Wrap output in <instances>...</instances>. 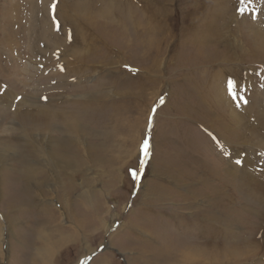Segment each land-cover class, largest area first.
Here are the masks:
<instances>
[{"label":"rangeland","instance_id":"rangeland-1","mask_svg":"<svg viewBox=\"0 0 264 264\" xmlns=\"http://www.w3.org/2000/svg\"><path fill=\"white\" fill-rule=\"evenodd\" d=\"M53 1L42 11L47 0H0V264H144L133 241L150 240L142 211L175 223V251L201 243L207 224L221 230L211 245L262 240L264 20L262 37L246 27L264 0ZM34 131L50 135V152L83 150L82 177L97 180L90 210L68 190L60 206L65 162L30 158L23 140ZM155 248L144 250L153 264L166 259ZM224 262L264 264V247Z\"/></svg>","mask_w":264,"mask_h":264},{"label":"bare ground","instance_id":"bare-ground-1","mask_svg":"<svg viewBox=\"0 0 264 264\" xmlns=\"http://www.w3.org/2000/svg\"><path fill=\"white\" fill-rule=\"evenodd\" d=\"M26 1V0H25ZM56 0H54L50 6L53 5V3H55ZM62 1V0H61ZM49 0H47V2L45 3V5L43 6V10H47V9H44V7L48 4ZM97 2V1H96ZM95 2V3H96ZM86 3V2H85ZM94 3V4H95ZM246 4V3H245ZM97 5V4H96ZM29 6V5H28ZM32 6V5H31ZM49 6V5H48ZM76 6V4L73 5V8ZM80 6H81V9L82 10H87L88 8V5H86V7H84V1H82L80 3ZM35 7L38 8L37 5H35ZM242 7V6H241ZM79 8V7H77ZM113 8V7H112ZM118 8V7H117ZM157 8V7H156ZM35 9V8H34ZM49 9V8H48ZM95 10V8H92ZM139 9V8H138ZM262 9V12H255V17L250 15L249 16V21L247 23V19L246 18V23H247V32H248V36L251 37L252 35V32H253V29H256L258 27V36H261L262 37V31H260V25H261V22L264 20V6L261 7ZM101 10V9H99ZM113 10V9H112ZM100 13V12H99ZM154 13V12H153ZM119 15H122L123 12H118ZM156 14V12H155ZM210 14V13H208ZM154 15V14H153ZM94 16V15H93ZM151 16V15H150ZM117 17V16H116ZM139 17V16H138ZM103 18V17H102ZM101 19V18H100ZM137 19V18H136ZM135 19V21H137ZM152 19V18H151ZM155 20V18H153ZM49 20V19H48ZM150 20V19H149ZM71 21V20H70ZM95 21V20H94ZM122 21V20H121ZM74 22V21H73ZM97 22V21H96ZM153 22V21H152ZM95 23V22H94ZM106 23V22H105ZM132 23V22H131ZM136 23V22H135ZM134 23V24H135ZM138 23V22H137ZM136 23V24H137ZM140 23V22H139ZM147 23V21H146ZM54 24V23H53ZM52 24V25H53ZM108 24V23H107ZM45 25V24H44ZM50 25V24H49ZM68 25V24H67ZM78 24H73L72 22L70 23V27L71 30H75L76 27H77ZM145 25V24H144ZM54 26V25H53ZM49 28V27H48ZM99 30V29H98ZM29 32V31H28ZM247 32L244 30V33L241 35L243 37V39L245 40V42L248 41V38H247ZM256 32V31H255ZM14 34V33H13ZM16 35V34H15ZM43 35H46V28L42 26L41 30H40V34L39 36H43ZM257 35V34H256ZM17 36V35H16ZM30 37V36H29ZM39 37V38H40ZM16 38V37H15ZM33 38V36H32ZM82 40H85L86 39V35L83 33L82 36L80 37ZM93 38V36H92ZM28 39V38H27ZM247 39V40H246ZM15 40V39H14ZM40 40H45L44 37H41ZM264 40V39H263ZM262 40V41H263ZM41 42V41H39ZM44 42L42 41V44ZM247 44V43H246ZM257 46H260V44L256 43ZM30 47V45H29ZM21 48V47H20ZM20 48L18 49L20 51ZM37 48V47H36ZM261 49V48H260ZM27 51V53L29 52V48H24V51ZM38 50H41V45L40 43L38 44ZM90 51V50H89ZM259 51V50H258ZM26 54V52H25ZM31 54H34V52ZM262 54V53H261ZM260 55V54H259ZM30 58V57H29ZM113 59V58H112ZM83 62V61H82ZM26 65V64H24ZM42 67V66H40ZM23 68V71L25 69V67H22ZM22 70V69H21ZM22 72V71H21ZM27 69L24 71V73L22 74H27ZM31 73V72H30ZM5 92V91H4ZM7 92V91H6ZM104 91H101V93H103ZM8 93V92H7ZM90 98V97H89ZM90 102L92 101L91 99L89 100ZM31 110V108H30ZM43 113V112H42ZM47 113V112H46ZM23 114L25 115V118L28 120V114H32L30 112H22V121H24V124L27 123L28 121H26L24 118H23ZM44 119L46 120L47 118L44 116ZM3 120V119H2ZM147 122V118L144 122V125L145 126V123ZM22 124V123H21ZM253 131V130H252ZM50 135L45 131L44 133H40L39 131H34V132H31L28 134V138L23 140L24 143V146H25V152L30 155L32 157H34L35 159H42V161L45 163L44 164V167L47 166L46 163L48 162H55V159H54V154L55 156H58L62 162H65V163H60V169L61 171L63 172V179L62 178H57L56 182H55V188H59L61 190V196L62 198L61 199H57L58 203L60 204V206H64L65 205V201L66 203L68 202V199L65 197V200L63 198V196H65L63 194V191L64 190H68L70 193H74V195H77V199L74 200V202H76V205L73 204V207L75 208L76 206H78L79 208L82 207L86 210H90L92 208V206L95 204L94 201L96 200L97 198V193L95 191V189L91 188L92 185H97V180L95 181H92V178L90 177H82V169L79 168V162H80V156L82 155L81 153L83 152V150L80 152L79 150V146L75 149V150H69V148H67L68 146H65V144H63V146H61V143L58 144V149L57 151L55 152H50V149H49V143H53L52 139H50ZM139 143H140V139H139ZM139 144H137V147H138ZM80 149H83V147L80 146ZM21 151V149H20ZM28 151V152H27ZM71 151V152H69ZM30 152V154H29ZM32 153H35L34 155L31 154ZM69 152V153H68ZM67 156L69 157V159L67 160ZM72 156L73 160L70 161V157ZM88 158L92 161V162H96V157L95 155L93 154H87ZM69 161V162H67ZM98 162V161H97ZM78 164V166L76 165ZM54 167L57 166V164H53ZM48 168V167H47ZM57 168V167H56ZM157 175V172L155 173ZM70 175H72V177H70ZM77 177L79 176V178L77 180H74V177ZM82 177V178H81ZM223 177V176H222ZM225 177V176H224ZM226 178V177H225ZM85 179V180H84ZM227 179V178H226ZM259 180H261L260 178H258ZM256 180V179H255ZM154 182V181H153ZM1 183V181H0ZM27 184H25V186H28V182H26ZM159 183V182H158ZM156 184V182L154 184H156L155 186V191L156 193L159 191L160 188H158V185L160 186V184ZM259 183V182H258ZM259 184H261V186L259 187V190H261L263 193H264V182H260ZM24 186V185H23ZM196 187V186H195ZM14 188V187H12ZM79 191V193L77 194L76 192ZM25 191L24 192H27L28 194V190H31L30 187L24 189ZM34 190V189H33ZM32 190V191H33ZM195 190V189H194ZM32 191H29V192H32ZM107 194V193H105ZM160 194V193H159ZM146 195V194H144ZM164 195V194H163ZM253 195V194H252ZM14 196V195H13ZM12 196V197H13ZM34 196V195H33ZM32 196V197H33ZM161 196V194H160ZM159 196V197H160ZM256 196V195H255ZM31 197V199H32ZM148 197V196H147ZM252 197V196H251ZM35 198V197H33ZM213 200V199H212ZM15 201V200H14ZM22 201V200H21ZM13 203V202H12ZM145 203V202H144ZM28 204V203H27ZM54 204V203H53ZM147 204H149L147 202ZM33 205V204H32ZM220 205V204H218ZM14 206V205H13ZM26 207V206H25ZM66 207L69 209L68 205L66 204ZM153 207V206H152ZM78 208V209H79ZM17 209V208H16ZM64 209V208H63ZM108 211H110L109 209H107ZM147 210H149L147 208ZM64 213L65 210H64ZM74 216L78 217L79 215V212L76 213L74 212ZM109 213V212H108ZM116 213V212H115ZM144 214V212H140L139 214V217L138 219H140L138 222H140V224L144 227H146L144 230L145 232V235L146 237L150 238V240H153L151 243H155L153 245L151 244H148L149 241H145V242H141L138 238H135L133 240V237H131L133 241H136L137 243V246H136V256H140V259L141 260H144V264H153L152 260L150 259V256L149 255H145L144 254V250L146 248H149V249H157L155 248L156 245L159 246V251L162 250V253H163V256L166 257V259H164V261H156L154 262V264H205V263H208V264H221V263H225L224 261H227V262H235V261H239V260H242V259H245L247 257H249L251 254L255 253L257 250L259 251L260 248H263L264 247V237L262 238V240H257V241H250L249 240V237L247 238V241H249L250 243H247V244H244V245H241L238 244L239 242L237 240H234L233 242L231 241L230 243H227L228 241L224 240L222 242V245L221 246H218L216 244H212L210 242L212 241H216L215 240V236L217 233H220L221 230H215L213 229L209 224H207V226L205 227V233L207 236H204V239H202L201 243L199 241L196 242V240H192V243L193 245H189V247L191 249H186L184 251L182 250H178V251H175V247H176V244L174 243V239L172 240H168L169 235H168V229L171 228L170 226L172 224H175L173 221H156L155 220H146V218H142V215ZM202 214V213H201ZM5 215V214H4ZM112 215V214H111ZM115 215V214H114ZM117 216V215H116ZM4 220L6 219V223L5 224H8L10 223V220H9V216L7 217V214L6 216H4ZM113 217V216H112ZM21 218V217H20ZM115 218V217H114ZM145 219V220H144ZM75 220V223L76 225H78L77 229L75 230L74 232V237L79 235L83 230L84 228L82 226H80L79 224V220L77 219H74ZM115 219H113L111 221V223L109 222H101L103 227L104 228H108V226H110L113 221ZM145 221V222H144ZM26 222V221H25ZM142 222V223H141ZM109 223V225H108ZM145 223V224H144ZM216 223V222H215ZM262 224V223H261ZM123 225L125 226L126 228V224H121L119 226V228L114 232H118L119 230H121L123 228ZM185 225V224H184ZM169 226V227H168ZM47 227L48 229V226H45ZM214 227V226H213ZM130 228H133L135 229L136 227H134L133 225L130 226ZM202 228V227H201ZM216 228V226H215ZM264 228V227H262ZM11 229V228H10ZM47 231V230H46ZM45 231V232H46ZM53 231V230H52ZM60 231V230H59ZM170 231H172L170 229ZM48 232V231H47ZM139 232V231H138ZM8 233V232H6ZM52 233L50 232L49 230V234H44V235H41V239H43L44 241L48 242L50 241L51 242V246H45L46 247V250L48 251H52ZM72 235V234H71ZM70 235V236H71ZM113 235V234H112ZM54 236V235H53ZM166 238L165 241H169L168 243H166L164 241V239ZM237 239V238H236ZM67 240V239H65ZM206 240L208 242H206ZM231 240V239H230ZM164 241V242H163ZM126 243V241H124ZM166 243V244H165ZM132 244V243H131ZM1 246V245H0ZM151 246H154V247H151ZM178 246V245H177ZM178 249V247H177ZM132 250V249H131ZM156 251V250H154ZM175 251V252H174ZM149 252V251H148ZM40 258V257H39ZM102 259L100 258V261Z\"/></svg>","mask_w":264,"mask_h":264},{"label":"snow or ice","instance_id":"snow-or-ice-1","mask_svg":"<svg viewBox=\"0 0 264 264\" xmlns=\"http://www.w3.org/2000/svg\"><path fill=\"white\" fill-rule=\"evenodd\" d=\"M241 11H243V9H241ZM143 150H144V154L147 156L148 155V143H147V141H145ZM237 163H240V162L237 161ZM133 176H134V178H137V174L135 172H133Z\"/></svg>","mask_w":264,"mask_h":264}]
</instances>
